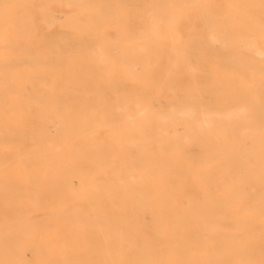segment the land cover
<instances>
[{"label":"rangeland","instance_id":"374dc122","mask_svg":"<svg viewBox=\"0 0 264 264\" xmlns=\"http://www.w3.org/2000/svg\"><path fill=\"white\" fill-rule=\"evenodd\" d=\"M41 2L0 0V221L14 224L16 234L12 217L23 204V191L51 187L37 183L48 182L41 166L58 157H157L163 166L200 156L197 169L204 172L224 157L213 135L237 129L231 140L246 151L264 140V117L251 120L259 96L243 91L242 66L228 60L211 25L229 22L264 47L261 28L247 32L228 13L201 18L196 0H185V7L165 6L166 0ZM209 2L231 9L222 0ZM237 6L264 23V0ZM202 31L205 37H199ZM228 44L230 53L243 54L240 40ZM195 134L209 146L188 148ZM231 154L239 158V151ZM76 163L82 165L80 159ZM125 166L130 184L144 190L145 169L129 160ZM176 177L168 174L167 183H180ZM185 188L215 190L206 179ZM133 196L141 203L142 193ZM130 198L124 197L126 205ZM173 212L165 208L164 213ZM144 218L151 224L155 215L146 212Z\"/></svg>","mask_w":264,"mask_h":264},{"label":"bare ground","instance_id":"6f19581e","mask_svg":"<svg viewBox=\"0 0 264 264\" xmlns=\"http://www.w3.org/2000/svg\"><path fill=\"white\" fill-rule=\"evenodd\" d=\"M166 1L165 6H187L185 0ZM196 1L201 18L228 13L247 32L257 27L264 33V23L255 13L238 9L237 3L244 0H222L225 7L226 2L231 4L226 11L210 0ZM211 27L216 31L213 39H219L229 53L227 58L242 66L238 75L247 83L243 91L256 90L259 99L251 120L260 122L264 117V47L229 22H213ZM201 33L199 37H205V31ZM235 39L240 40L243 54L230 53L228 43ZM210 45L211 41L204 42V47ZM237 135L233 129L212 136L224 157L204 172L197 169L204 159L200 156L179 157L163 166L157 157L152 161L144 157H58L43 164L41 176L48 182L37 185L50 182L51 187L23 191V204L12 217L18 222V234L14 224L0 221V248L5 250L0 253V264H264V140L246 151L232 142ZM207 145L196 134L189 138L188 148L201 150ZM235 150L239 151L237 159L231 154ZM127 160L134 168L145 169L140 179L144 190L130 184L134 182L125 166ZM97 172L106 177L98 178ZM168 174L178 176L180 183L169 185ZM201 179L215 190L195 193L185 188L186 184L198 185ZM103 182L107 187L99 189ZM137 192L143 194L141 203L133 196ZM127 195L131 197L129 212L124 202ZM69 202H73L71 208ZM165 208L173 214H165ZM146 212L155 215L151 224L144 222Z\"/></svg>","mask_w":264,"mask_h":264}]
</instances>
